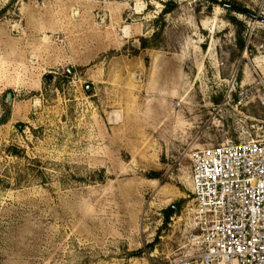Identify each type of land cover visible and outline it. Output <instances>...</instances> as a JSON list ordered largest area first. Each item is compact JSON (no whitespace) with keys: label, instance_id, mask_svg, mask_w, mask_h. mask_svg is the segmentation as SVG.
<instances>
[{"label":"rangeland","instance_id":"obj_1","mask_svg":"<svg viewBox=\"0 0 264 264\" xmlns=\"http://www.w3.org/2000/svg\"><path fill=\"white\" fill-rule=\"evenodd\" d=\"M262 98L264 0H0V264H172Z\"/></svg>","mask_w":264,"mask_h":264},{"label":"built area","instance_id":"obj_2","mask_svg":"<svg viewBox=\"0 0 264 264\" xmlns=\"http://www.w3.org/2000/svg\"><path fill=\"white\" fill-rule=\"evenodd\" d=\"M189 158L188 249L172 264H264V140L195 149Z\"/></svg>","mask_w":264,"mask_h":264},{"label":"trees","instance_id":"obj_3","mask_svg":"<svg viewBox=\"0 0 264 264\" xmlns=\"http://www.w3.org/2000/svg\"><path fill=\"white\" fill-rule=\"evenodd\" d=\"M227 8H230V9H233L234 7H232L231 5H226ZM235 10V9H233ZM244 12H247V11H244ZM244 45V44H243ZM242 45V47H243ZM173 211H174V208H169V210H167L165 212V216H166V220H169L170 216L173 214Z\"/></svg>","mask_w":264,"mask_h":264},{"label":"water","instance_id":"obj_4","mask_svg":"<svg viewBox=\"0 0 264 264\" xmlns=\"http://www.w3.org/2000/svg\"><path fill=\"white\" fill-rule=\"evenodd\" d=\"M8 97H9V98H11V97H12V95H11V94H9V95H8Z\"/></svg>","mask_w":264,"mask_h":264}]
</instances>
